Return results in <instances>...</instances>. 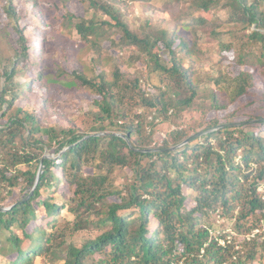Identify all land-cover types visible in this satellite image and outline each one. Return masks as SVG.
I'll use <instances>...</instances> for the list:
<instances>
[{"label": "trees", "instance_id": "1", "mask_svg": "<svg viewBox=\"0 0 264 264\" xmlns=\"http://www.w3.org/2000/svg\"><path fill=\"white\" fill-rule=\"evenodd\" d=\"M171 1L186 14L171 30L150 31L146 21L136 33L115 5L118 0H81L79 15L63 12L64 25L79 35L77 48L91 53L86 70L70 58L69 43H53L54 32L50 40L47 34L34 36L43 55L30 50L23 33L27 27L18 20L31 17V7L42 14L40 22H47L48 6L31 0L20 14L14 0L0 6L4 18L14 20L21 42L12 56L0 55V119L6 118L0 122V254L7 256L5 264L37 259L44 264H264V111L168 150L264 104V88L254 91L264 66V0H188L186 7L183 0ZM204 25L211 28L200 36ZM202 36L214 41L206 52L215 58L216 75L196 66L203 55ZM114 49L129 52L130 66L142 62L145 75L126 74ZM228 53L233 57L225 63ZM101 56L107 63L101 64ZM155 77L166 87L156 86L158 93L151 94L146 87ZM35 81L62 83L91 96L86 125L43 126L40 112L15 106ZM255 92L260 94L229 110ZM41 97L45 113L52 102ZM132 102L145 112L133 115ZM220 111H226L222 117ZM193 112L188 122L181 121ZM148 113L153 114L149 133ZM165 123L162 144L151 147L156 128ZM47 149L58 157L42 159ZM118 167L132 171L123 194L111 188ZM55 169L61 170L62 188ZM17 190L26 192L14 198ZM45 191L49 195L39 203ZM217 215L223 220L220 230ZM81 233L87 237L76 242Z\"/></svg>", "mask_w": 264, "mask_h": 264}, {"label": "rangeland", "instance_id": "2", "mask_svg": "<svg viewBox=\"0 0 264 264\" xmlns=\"http://www.w3.org/2000/svg\"><path fill=\"white\" fill-rule=\"evenodd\" d=\"M28 1L31 0H14V5L18 9V14H20L21 9L27 8ZM38 3H42L45 6H48V8L44 9L42 8V11L44 9V12L46 15H51L50 19H47V22L43 21L40 22L42 14L38 12L37 10H34L31 7L29 8L31 11V17L30 15H27L26 18H21L18 20V25L25 29L23 33L27 39L30 38V50H33L37 55H43L41 51L37 50L35 45V38L37 35L42 36L43 34H47V39L50 40L52 38V33L54 32V44H67L69 43V47L71 48L70 51V58L78 60L86 70V67L89 65V58L91 56V53L88 52L84 47L77 48L78 46V40L79 35L76 33L75 28H67L64 25L63 19L61 18V14L65 11H70L71 14H77L79 15L82 11L83 4L81 0H69L62 2L61 0H36ZM119 2L115 5L119 7L122 11V13L125 15L126 20L128 21L131 29L135 31L136 33H139L142 31V27L145 25L146 21H149L151 25L150 31H156L160 29V27L166 28L171 30L176 23L180 22L184 17H186V14H182L181 11H177L172 3H175V1L170 0H118ZM188 0H183L181 2L184 3L183 7H186L185 5L189 6L188 3H186ZM4 4V0H0V6ZM196 15L197 13H194ZM220 15H224V12H220ZM224 17V16H223ZM226 19V18H224ZM223 19V20H224ZM26 22H28L26 24ZM42 24V27L38 23ZM16 24V23H15ZM48 24L52 25L50 26L49 31H46L43 27L47 26ZM14 20L10 19V21L6 20L4 18V15L0 13V55L4 57L12 56L14 54V48L19 49L20 43L18 42V33L15 30ZM211 26L204 25L199 28L198 34L201 36L205 31H207ZM37 29V30H36ZM182 35H185V31L182 32ZM52 42V41H51ZM214 41H210V38L207 40L203 39V36L201 37L200 43L202 44V51L203 55L198 62L197 68L200 72L203 74L209 73L216 75L218 72V67L214 65V59H210L209 53L206 52V49L213 43ZM36 50V51H35ZM114 53L119 58V63L121 69L130 76H134V73L137 71L140 73V75H145V69L144 64L140 61L135 62L134 65H129V52L119 51L117 49H114ZM48 55V54H47ZM51 57H54V54H51ZM101 60V64L107 63V59L103 60V56ZM233 57L232 53H228L226 55V61L227 63L228 59H231ZM49 58V59H48ZM47 60H45L44 64L48 63L50 61V57H48ZM58 58V57H57ZM51 61H55L54 59H51ZM187 63V61H186ZM99 65V64H98ZM100 66V65H99ZM70 68V64L68 65ZM112 64L109 63V66H104V69L107 73H110ZM258 72L262 73L257 75V82L254 91L262 90L264 88V66L262 68L258 69ZM257 72V73H258ZM90 73V72H89ZM153 73V72H152ZM155 75V73L152 74V76ZM151 82V85L147 86V90L150 91L151 94L158 93V89L165 90V84L161 83L158 77L153 78V81ZM24 87H27V84H23ZM158 87V89L156 88ZM67 87L62 83H56V85L48 86L46 83H39L38 81H35L31 85V89H26L23 98L18 99L14 102L15 106L23 107L24 109L28 111L36 110L40 112V120L39 124L47 127H67L70 125H76L78 127H84L86 125V115L91 110L90 100L91 96L87 97L83 93L76 92L73 88L66 89ZM264 90V89H263ZM255 92L254 95L248 94L242 101H238L235 104H232L229 106V110H233L237 106L241 105L245 101L251 99L252 97H257L260 93ZM44 94L46 96V99L50 100L52 103L49 106H46L45 113L41 112V108L45 107L44 100L41 97V95ZM136 100V99H134ZM133 100V101H134ZM134 107L132 108V114H142L144 113V108L141 106L136 105L135 103H131ZM264 111V104L260 103V106L246 110L244 113L239 112L235 117L231 119H222V121H229L227 123H236L239 124L240 121L244 119H248L251 115L261 116L263 115ZM226 111H220L219 115L222 117ZM196 114L193 112L192 114H185V119L181 120L183 122H188V120L192 117V115ZM147 120L149 121V124H146V132L149 133L151 130V124L152 123V113H148L146 115ZM6 118L0 119V122H5ZM155 121V122H154ZM153 123H159V119L153 120ZM168 123H165L160 129L156 128V131L153 135V142L151 143V147H158L162 144L163 139L166 135V128ZM172 130H175V126L171 127ZM246 130H250V127L246 126ZM195 134V133H194ZM146 135V133H145ZM193 135V134H192ZM180 144V143H179ZM178 145V144H177ZM176 146V145H175ZM173 147V146H171ZM58 157V154L54 152L53 149H47L44 150V152L41 155V158H52L55 159ZM42 163L40 164V169L42 168ZM24 169H26V166H22ZM90 169H85V173H90ZM54 174L56 177V181H58L59 185L62 188L61 181H62V174L60 169H55ZM132 171L128 168H116L111 176V188L116 190H121L122 194L127 190V185H129L132 182L131 179ZM61 188H56L54 195L55 198L61 191ZM263 189V188H262ZM261 189V190H262ZM4 191V190H3ZM26 190H17L14 194V198L22 197L23 194H25ZM47 191L43 192L42 196H40L39 203L46 197H48ZM111 198V197H110ZM264 198V194H263ZM44 206L41 204L39 205L38 210L41 212L43 211ZM41 217L44 215L43 213L39 214ZM63 215H66L68 218L69 215L66 214L65 210L63 211ZM40 219V218H39ZM38 219V220H39ZM43 219V218H42ZM45 219V218H44ZM71 219V218H70ZM216 225H220L223 223V220L219 217V215L216 216ZM219 229V226L217 227ZM220 230V229H219ZM215 230L213 233L215 236L220 235L221 231ZM256 231V230H255ZM3 237V236H2ZM87 237V234L81 233L76 237V242L80 241V239ZM1 238V236H0ZM219 241L221 244H224L223 239L219 238ZM12 257L14 259V256L12 254ZM7 261V256L5 254H0V264H5ZM45 261L43 259H37V262L35 264H44Z\"/></svg>", "mask_w": 264, "mask_h": 264}, {"label": "water", "instance_id": "3", "mask_svg": "<svg viewBox=\"0 0 264 264\" xmlns=\"http://www.w3.org/2000/svg\"><path fill=\"white\" fill-rule=\"evenodd\" d=\"M232 124H235V123H226V124L224 123V124H220V125H218V126L215 127V128H214V127H211V128H207V129H204V130H200V131L196 132L195 134L191 135L190 137H188L187 139H185L184 141H182L180 144L168 148V150H172V149H175V148H177V147H180V146H182L183 144L189 142L192 138L197 137V136H201L202 134L207 133V132H209V131H212V130H214V129H216V128H219V127L224 126V125H232ZM149 150H154V149L152 148V149H149ZM40 172H41V169H40L39 172L37 173L36 183H37V181H38V179H39Z\"/></svg>", "mask_w": 264, "mask_h": 264}, {"label": "clouds", "instance_id": "4", "mask_svg": "<svg viewBox=\"0 0 264 264\" xmlns=\"http://www.w3.org/2000/svg\"><path fill=\"white\" fill-rule=\"evenodd\" d=\"M13 255L15 256V254L13 253Z\"/></svg>", "mask_w": 264, "mask_h": 264}]
</instances>
